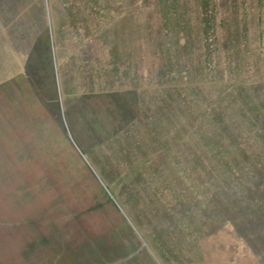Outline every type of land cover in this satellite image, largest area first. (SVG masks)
Segmentation results:
<instances>
[{
    "label": "rangeland",
    "instance_id": "1",
    "mask_svg": "<svg viewBox=\"0 0 264 264\" xmlns=\"http://www.w3.org/2000/svg\"><path fill=\"white\" fill-rule=\"evenodd\" d=\"M0 264H264V0H0Z\"/></svg>",
    "mask_w": 264,
    "mask_h": 264
}]
</instances>
